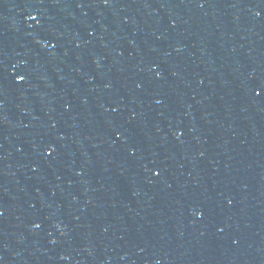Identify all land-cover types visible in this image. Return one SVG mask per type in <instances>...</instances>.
Segmentation results:
<instances>
[{
    "label": "water",
    "instance_id": "water-1",
    "mask_svg": "<svg viewBox=\"0 0 264 264\" xmlns=\"http://www.w3.org/2000/svg\"><path fill=\"white\" fill-rule=\"evenodd\" d=\"M0 264H264V0H0Z\"/></svg>",
    "mask_w": 264,
    "mask_h": 264
}]
</instances>
